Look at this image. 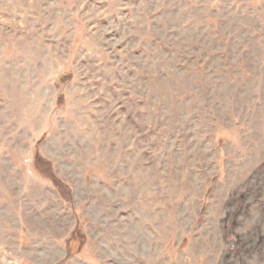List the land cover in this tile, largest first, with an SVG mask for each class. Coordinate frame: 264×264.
I'll use <instances>...</instances> for the list:
<instances>
[{"label":"rangeland","instance_id":"obj_1","mask_svg":"<svg viewBox=\"0 0 264 264\" xmlns=\"http://www.w3.org/2000/svg\"><path fill=\"white\" fill-rule=\"evenodd\" d=\"M0 264H264V0H0Z\"/></svg>","mask_w":264,"mask_h":264},{"label":"trees","instance_id":"obj_2","mask_svg":"<svg viewBox=\"0 0 264 264\" xmlns=\"http://www.w3.org/2000/svg\"><path fill=\"white\" fill-rule=\"evenodd\" d=\"M64 77H66V76H64ZM64 77L61 79L62 82H64V80H65ZM40 158L41 157L39 155L36 157V160H35L36 166L40 169V171L43 174L46 173L47 174V177L51 178L57 187L60 186L59 182L57 181V179H56V177H55V175L53 173V171L50 170L49 168H47L45 166L46 163L42 159H40Z\"/></svg>","mask_w":264,"mask_h":264}]
</instances>
